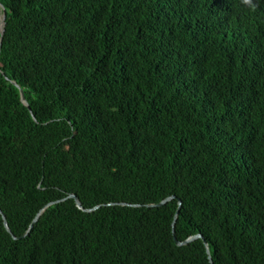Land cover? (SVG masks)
Masks as SVG:
<instances>
[{"label":"trees","instance_id":"1","mask_svg":"<svg viewBox=\"0 0 264 264\" xmlns=\"http://www.w3.org/2000/svg\"><path fill=\"white\" fill-rule=\"evenodd\" d=\"M0 3V264H264V0Z\"/></svg>","mask_w":264,"mask_h":264},{"label":"water","instance_id":"2","mask_svg":"<svg viewBox=\"0 0 264 264\" xmlns=\"http://www.w3.org/2000/svg\"><path fill=\"white\" fill-rule=\"evenodd\" d=\"M0 7L3 9V14L1 15V25H2V28H1V33L2 35L4 34V31H5V19L7 17V11L6 9L4 8V6L0 3ZM1 46H2V41H0V50H1ZM13 83L17 86H19L15 81H13ZM20 94H21V100L22 102L24 103V105H26L28 108H30L29 104H28V101L25 97V94H24V91L23 89H20ZM67 198H72L75 200L77 206L84 210V211H93L97 208L100 207V205H96L92 208H84L82 206V203L81 201L79 200L78 196L75 194V193H70L67 197L63 198V199H59V200H56V201H51L50 203L47 204V206H50L54 203H57V202H60L62 200H65ZM175 196H168L166 198H164L163 200L157 202V203H149L147 204L146 206H149V207H152V206H162L164 204H166L168 201L174 199ZM110 204H119V205H122V206H134V207H138V206H141L142 204H132V203H128V202H117V203H109ZM46 206V207H47ZM181 206H182V200L180 198H178V208L175 212V215H174V219H173V222H172V226H173V233L175 234V226H176V221L178 219V216H179V212H180V209H181ZM45 209V208H44ZM44 209L40 210V212L35 216V218L32 220L29 228L26 230V232L21 236V237H25L26 235H28V233L30 232V230L33 228L34 224L37 222V220L39 219L40 215L42 214V212L44 211ZM0 212L2 214V218H3V221H4V225L7 229L8 232L12 233L11 232V229L8 225V222H7V219H6V216L5 214L2 212V210L0 209ZM13 237L15 239H17L18 237L13 235ZM20 237V238H21ZM198 238H201L203 239L204 243H205V246H206V250H207V254H208V257H209V260H210V263L211 264H214L213 262V259H212V255H211V250H210V247H209V243L205 240L204 236L202 234H195V235H192V236H189L188 238L184 239V240H179L178 238H176L175 236V241H176V244L177 245H187L188 243L198 239Z\"/></svg>","mask_w":264,"mask_h":264},{"label":"clouds","instance_id":"3","mask_svg":"<svg viewBox=\"0 0 264 264\" xmlns=\"http://www.w3.org/2000/svg\"><path fill=\"white\" fill-rule=\"evenodd\" d=\"M242 2L246 5H248L253 10L257 7L256 3H253V0H242Z\"/></svg>","mask_w":264,"mask_h":264}]
</instances>
